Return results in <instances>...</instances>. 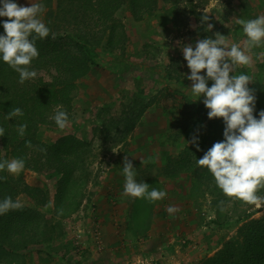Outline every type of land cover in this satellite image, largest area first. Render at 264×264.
Listing matches in <instances>:
<instances>
[{"label": "rangeland", "instance_id": "1", "mask_svg": "<svg viewBox=\"0 0 264 264\" xmlns=\"http://www.w3.org/2000/svg\"><path fill=\"white\" fill-rule=\"evenodd\" d=\"M211 1L224 3L210 13L207 23L211 24L221 17L227 24L231 18L241 16L243 11L236 7L243 3L248 8L247 18L264 13V0ZM14 2L21 6L43 5V0ZM194 2L205 7L210 0H176L182 28L194 19L202 22L204 13L194 11ZM258 7H263L260 12ZM44 9L38 18L46 24ZM128 14L127 6L119 11L121 19ZM7 19L0 17V35L6 34L3 22ZM217 27L214 25L213 34ZM166 36L169 40L164 51L155 35L137 57V49L132 48L135 38L128 34L123 58L116 62L118 71L109 58L101 55L99 65L91 66L77 80V97L70 107L57 105L47 111L48 120L38 126V140L47 146L48 152H53L49 151L53 146L70 137L79 142L74 144L73 152L81 154L82 161L67 178L59 171V165L47 158L42 159L39 171H7L16 182L26 183L41 193L29 196L19 191L13 200L18 199L22 207L0 214V264H203L219 253L226 242L239 237L245 220L264 216V199L246 203L227 197L210 171L198 166L199 149L188 141L193 135L204 139L209 133V121L223 119H209L207 108L195 115L196 105L202 104L205 97L194 96L190 89L192 81L187 79L191 73L181 48L191 38L181 28ZM40 43L44 44L36 39L38 52ZM252 58L250 67L237 66L235 74L252 78L249 87L255 90L256 101L263 105L264 60ZM44 62L33 59L30 70H35L37 76L30 82L53 80L55 70ZM10 69L7 66L3 70L14 71L16 78L11 83L22 87L27 80L20 83L19 73ZM163 74L168 78L164 83ZM201 75L206 76V70ZM3 81L0 78V99L6 83L10 84L4 81L3 85ZM213 83L209 80L208 86ZM146 104L149 106L143 111ZM58 110L69 117L64 129L53 119ZM127 114L139 117L131 131L129 122L124 121ZM222 133L219 130L217 136ZM67 151L66 147L61 150ZM0 154L6 155L1 143ZM126 155L136 168L137 181L148 183L149 191H165V198L150 201L123 194ZM149 157H154L155 162H149ZM12 159L8 156V161ZM169 205L178 211L169 214ZM18 218L24 220L19 230L26 231V251L19 244L13 247L17 236H8L9 225Z\"/></svg>", "mask_w": 264, "mask_h": 264}, {"label": "trees", "instance_id": "2", "mask_svg": "<svg viewBox=\"0 0 264 264\" xmlns=\"http://www.w3.org/2000/svg\"><path fill=\"white\" fill-rule=\"evenodd\" d=\"M161 4L174 7L177 25L180 24L176 0H43L44 8L47 9L46 26L50 33L48 37L41 39L44 44L40 43L41 50L37 62L45 60L46 66L53 68L55 74L51 82L46 83L42 79L35 82L27 80L22 87L17 88L11 83L16 78V73H6L3 69L9 65L0 57V78L10 83H6L1 93L3 97L0 99V128L4 129L0 143L6 150L5 156L1 157L0 154V162L8 161V156L13 159L22 158L25 168L39 171L42 159L47 158L49 162H56L59 171L67 178L75 165L82 161L81 154L73 152L74 144L79 142L75 143L70 137L63 138L49 150L53 152H48L47 146L37 138L38 126L48 120L46 113L52 106L70 107L72 100L77 97V80L87 73L91 66L99 65L101 55L109 58L111 64L123 58L121 53L125 51L128 34L123 20L119 17L120 10L127 6L130 16L135 21H141L147 15L155 13ZM52 34H55V39ZM67 40L68 43L65 42ZM69 43L74 45L70 46ZM45 44L47 48L44 49ZM148 106L146 104L142 110L145 111ZM14 108H20L23 115L7 119L6 115ZM205 108L204 103L196 105L195 115H199ZM262 110L264 104L256 101L254 116L257 119ZM129 115H125L124 121L129 122L128 131H131L139 117L136 114H132L133 117ZM21 124L27 125L23 136L18 131ZM209 124V133L207 131L204 139L198 140L199 158H202L215 142L224 140V121H209ZM219 130L223 133L218 137ZM29 141L31 147L27 145ZM65 147L69 152L62 153L61 150ZM19 191L29 196L35 192L41 193L26 183L16 182L8 176L6 169L0 171V200L8 196L14 199ZM257 193L259 197H264V187ZM136 219L140 221L141 218ZM139 221L137 222L141 223ZM245 221L239 229V237L226 242L219 253L203 264H264V216ZM22 223L24 220L20 218L11 225L7 222L8 236H17V240L12 243L15 245L13 247L16 248L19 244L26 251V231L24 228L19 230Z\"/></svg>", "mask_w": 264, "mask_h": 264}, {"label": "clouds", "instance_id": "3", "mask_svg": "<svg viewBox=\"0 0 264 264\" xmlns=\"http://www.w3.org/2000/svg\"><path fill=\"white\" fill-rule=\"evenodd\" d=\"M0 17H7L3 22L5 35H0V57L13 68L20 76V83L37 76L35 70H30L31 62L39 56L36 39L49 36L50 29L38 18L44 12V5L32 3L31 6H21L14 0H0ZM236 23L243 26L246 40L241 43H229L228 37L215 33V38L209 36L196 41L195 46L185 44L181 50L190 69L187 79L192 81V94L200 99L208 112L209 119L222 118L225 124L224 140L218 141L197 159L200 167H206L214 176L217 186L225 196L236 198L246 203H255L261 199L256 193L264 187V110L260 111L259 118L254 116L256 95L255 90L249 87L252 78L246 74H235L237 66H251L253 58L249 52L255 47L264 44V15L255 19L245 20L235 18ZM209 17L205 14L202 22L207 24L206 30L212 31L214 25L207 23ZM55 39V34H52ZM264 60V52L259 54ZM206 70V76L201 72ZM234 73V74H233ZM214 83L208 86V81ZM198 99V100H199ZM23 115L20 108L12 109L7 119ZM53 119L60 129L68 125V114L58 110ZM26 124L18 127L19 134L24 135ZM4 129L0 128V137L4 136ZM199 149L196 135L188 141ZM31 147V142H27ZM149 162H155L149 157ZM146 163L142 161V164ZM25 168L22 158L0 162V171L7 169L17 174ZM135 167L126 155L123 161L125 176V196L147 198L150 201L161 200L167 193L153 188L149 191V184L138 182ZM223 205V201H221ZM22 207L21 202L10 196L0 200V214ZM221 207V211H223ZM169 214L178 211L173 205L167 208Z\"/></svg>", "mask_w": 264, "mask_h": 264}, {"label": "crops", "instance_id": "4", "mask_svg": "<svg viewBox=\"0 0 264 264\" xmlns=\"http://www.w3.org/2000/svg\"><path fill=\"white\" fill-rule=\"evenodd\" d=\"M220 4L224 5L223 2H220ZM220 4H218L217 1L210 0L209 3H206L205 7L204 6L200 7L199 5L196 4V2H194V8H195L194 11L196 10L197 13L200 12V13L207 14L208 17H210L209 16L210 13H214L215 10H219L221 8ZM236 8L241 9L243 13H241V16H238L235 18H243L245 20H251V19L257 18V17H253V18L245 17V11L248 8L244 5V3L242 4V6H238ZM262 8L263 7H260V8L258 7L257 9L258 12H260V9ZM173 10H174V7L172 5L167 6V5L161 4L159 9L155 13L147 15L141 21H135L130 16V14L123 17L124 19L122 20L126 26L127 34L135 38V40L132 43V46H133L132 48L137 49V53H138L137 57H140L142 53L144 52L145 47H147L145 45L147 40L151 41L155 35H157V38H158V41H157L158 46L160 47V49L164 51L165 47L167 46L166 41L169 40L166 34L172 35L174 34V30L177 33V29L179 28H181V30L183 29L184 31H186V33H188L189 37L191 38L189 40V44H195L197 40L205 39V38H208L209 36H212L213 38H215V33L213 34V31H207L206 30L207 24L204 25L202 22L199 21V19H194L193 22H190L189 25L183 28L179 26V24L177 25L178 19L177 20L175 19ZM204 14L202 16H204ZM261 14L264 15L263 11H261ZM235 18H231L227 22V24H225V18L221 17L218 20H216L215 24L213 25H215V27L218 26L217 28H215L216 32H219L225 37H228L229 42L231 41L232 43H241L243 40H246L247 38L243 32V26L236 23ZM252 51L254 52L252 53ZM261 52H264V44H262L259 47H255V49L253 48L251 52H249V55H251L252 57L254 56L259 57V54ZM121 54L123 56L124 51ZM140 62L142 61L140 60ZM116 64H117L116 62L112 63V65L117 68L116 71H118L119 66ZM164 77L165 76L163 74V77H162L163 83H164V79L166 81L168 80L167 77L165 78Z\"/></svg>", "mask_w": 264, "mask_h": 264}]
</instances>
